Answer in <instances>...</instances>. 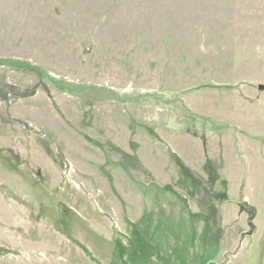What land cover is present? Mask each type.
Listing matches in <instances>:
<instances>
[{"label":"rangeland","instance_id":"obj_1","mask_svg":"<svg viewBox=\"0 0 264 264\" xmlns=\"http://www.w3.org/2000/svg\"><path fill=\"white\" fill-rule=\"evenodd\" d=\"M231 92L264 100V0H0V264H264Z\"/></svg>","mask_w":264,"mask_h":264},{"label":"crops","instance_id":"obj_2","mask_svg":"<svg viewBox=\"0 0 264 264\" xmlns=\"http://www.w3.org/2000/svg\"><path fill=\"white\" fill-rule=\"evenodd\" d=\"M239 97L235 92H231L230 100H223L222 103H217V105L221 106L222 112L225 110V114L222 113L220 115V121L225 126L223 131L220 130L221 132L212 134L211 139L208 138L207 144L216 153L220 151L227 154L226 150L228 149L233 157H225L233 160L235 164L238 163L236 164L239 173L238 177L240 178L242 174H246L244 170L247 168L249 170L247 171V178L251 182L253 176L255 177L256 175L253 163L258 160L256 155L251 152L254 148L259 149L261 147V142L254 137L257 135L264 137V100H241ZM217 108L214 109L216 112ZM209 115L213 116L214 114ZM241 131L248 132L251 137L242 135ZM234 176L236 179L237 175L235 174ZM229 177L231 178V175Z\"/></svg>","mask_w":264,"mask_h":264},{"label":"water","instance_id":"obj_3","mask_svg":"<svg viewBox=\"0 0 264 264\" xmlns=\"http://www.w3.org/2000/svg\"><path fill=\"white\" fill-rule=\"evenodd\" d=\"M240 208L242 211H244L248 214V223H249L251 231H252L254 229L253 220L257 214V208L255 206L249 204V202L246 200L240 203ZM251 231H250V233H251Z\"/></svg>","mask_w":264,"mask_h":264}]
</instances>
